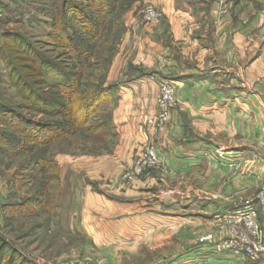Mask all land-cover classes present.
I'll return each instance as SVG.
<instances>
[{
    "label": "rangeland",
    "instance_id": "obj_1",
    "mask_svg": "<svg viewBox=\"0 0 264 264\" xmlns=\"http://www.w3.org/2000/svg\"><path fill=\"white\" fill-rule=\"evenodd\" d=\"M257 1L264 9V0ZM145 2L107 0L104 12L98 14V4L92 0H0V240L8 245L2 264H165L168 259L160 255L167 250L181 253L201 246V236L209 232L216 243L226 231L214 219L203 216L202 223L181 224L171 230L183 235L182 240L174 238L177 247L171 243L162 250L142 245L122 252L117 259L107 255L102 240L79 231V209H84L89 219L101 217L112 208L106 200L110 201L107 198L114 191L125 194L120 199L133 198L126 194L127 189L153 202L160 196L197 197L213 203L203 210L206 214L201 213L208 215L239 207L260 190L264 182V112L258 119L260 128L252 129L255 122L248 120L246 135L244 130L219 126L208 131L205 136L219 143L216 153L221 157L226 159L232 150L240 153L235 155L237 161L226 159L232 167L212 169L206 177L207 169L176 178L166 172L163 162L156 165L143 158L138 164L148 147L158 149L151 142L130 161L119 160L121 98L118 93L109 97L107 88L130 69H138L129 65L130 57L120 54L129 35L141 34L149 26H127L139 17ZM236 6L232 0L228 14ZM213 14L215 36L225 41L228 31L223 26L228 19L219 23L215 9ZM8 58L14 59L13 65L23 75L18 86L9 76ZM71 85L69 99L66 88ZM157 99L147 125L149 117L157 113ZM59 104L61 109L70 107L71 115L55 114L52 109ZM84 104L86 109L81 111ZM178 109L179 105H170L168 116H163L155 132L148 126L154 140L170 130ZM14 115L18 125L12 122ZM30 122L69 124L72 131L36 141L26 131H19ZM239 183L245 188L236 190ZM80 192L85 193L83 200Z\"/></svg>",
    "mask_w": 264,
    "mask_h": 264
},
{
    "label": "crops",
    "instance_id": "obj_2",
    "mask_svg": "<svg viewBox=\"0 0 264 264\" xmlns=\"http://www.w3.org/2000/svg\"><path fill=\"white\" fill-rule=\"evenodd\" d=\"M151 1L163 10L164 18L157 25L145 27L141 34L129 35L121 49L120 57H130L129 65H137L139 70L130 69L117 82L122 105L118 158L130 161L151 142L158 147L171 177L207 169L206 177L212 169H228L232 166L226 159L237 161L235 155L240 152L232 150V155L224 159L216 153L219 143L205 135L215 126L244 130L246 135L248 120L255 122L252 129L260 128L258 119L264 112V9L257 0H236V9L228 14L223 26L228 31L223 41L215 36L213 0ZM162 81L176 83L179 109L173 113L170 130L154 140L146 120L155 112ZM245 186L239 183L236 190ZM124 190L133 198L120 199L125 194L114 191L107 198L110 201L106 200L112 208L101 217L89 219L84 209L78 211L79 231L102 240L107 255L117 259L122 252L142 245L163 250L174 238L183 239L180 231H171L174 228L202 223L203 216L213 220V215L227 210L201 215L213 203L184 196H160L153 202L138 197L135 190ZM84 194L80 192L82 200ZM177 243H172L173 247ZM169 250L160 255L168 259L165 264H249L244 255L220 253L213 245L181 253Z\"/></svg>",
    "mask_w": 264,
    "mask_h": 264
},
{
    "label": "built area",
    "instance_id": "obj_3",
    "mask_svg": "<svg viewBox=\"0 0 264 264\" xmlns=\"http://www.w3.org/2000/svg\"><path fill=\"white\" fill-rule=\"evenodd\" d=\"M213 4L216 19L221 23L227 17L232 0H214ZM162 17L163 10L153 1L147 0L132 27L138 29L156 24ZM159 87L157 113L148 119V126L152 125L154 132L162 125L163 116H168L169 106L179 105L175 82L162 81ZM143 158L156 165L163 162L159 150L154 146L147 148L145 155L139 157L138 164L143 162ZM213 219L221 225L226 234L216 243H213L212 232L204 234L200 239L203 245H213L220 252L244 255L249 264H264V182L254 199L239 207L220 212Z\"/></svg>",
    "mask_w": 264,
    "mask_h": 264
},
{
    "label": "trees",
    "instance_id": "obj_4",
    "mask_svg": "<svg viewBox=\"0 0 264 264\" xmlns=\"http://www.w3.org/2000/svg\"><path fill=\"white\" fill-rule=\"evenodd\" d=\"M95 2H97V0H92L93 4H98L97 9H95L97 11V13L98 14L103 13L104 12L103 7H104V4L107 2V0H99V3H95ZM83 22H84V24H86L85 22H88V21L85 20ZM13 60L14 59L8 58V60L6 61V65H7L8 71L10 73L9 76H10L11 80H15L16 81L15 85L18 86L19 83L22 82L19 79H21V76H23V75H20L21 72H19L18 69H16L15 65H13ZM55 84L60 85L62 87L65 86L63 83H60L59 81L58 82L56 81ZM68 87L69 88H66V94L68 95V98L70 99L71 98L72 85L68 86ZM107 89H108L107 94L109 95V97H112V96H114V94L118 93L119 87L116 83L114 85L109 86ZM33 95H35L34 92H33ZM85 109H86V104L83 105L81 111H85ZM52 110L55 114H59V115L65 114V112H66V114H68V116H69V114L71 115V113H72L70 110V107H67V110H66V108L61 109V104L54 106ZM57 110H59V111H57ZM7 116L8 115H6V117ZM12 118H13L12 122L14 124L18 125V122H19V121H17L18 117L16 115H14ZM22 130L26 131V133H28L32 137V140L43 141V140H52L54 138H57V137L62 135V132L64 134L66 132L69 133L72 131V127L69 124H66V125L50 124V125H43L42 126L39 124H32L30 122L29 125H27V127H25V128L22 127V129H20L19 131L22 132ZM2 141H3L2 136H0V143H2ZM0 242H1V240H0ZM1 243H2V245H0V264H2L3 257L5 255L6 250L8 249V245L4 244V242H1ZM9 251L14 253V250L12 248L9 249ZM23 263H24V261L20 264H23Z\"/></svg>",
    "mask_w": 264,
    "mask_h": 264
}]
</instances>
